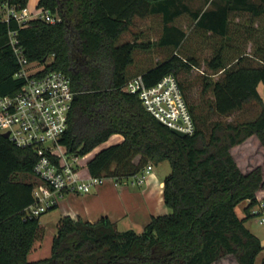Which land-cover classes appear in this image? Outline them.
<instances>
[{
    "label": "trees",
    "instance_id": "16d2710c",
    "mask_svg": "<svg viewBox=\"0 0 264 264\" xmlns=\"http://www.w3.org/2000/svg\"><path fill=\"white\" fill-rule=\"evenodd\" d=\"M27 2L0 0V6L20 9ZM173 4L175 0H38L37 8L49 9L54 22L0 16V94L15 92L22 82L15 76L19 65L9 42L8 31L14 29L29 61L70 76L76 97L60 137L69 151L83 155L111 134L123 135L88 158L90 174L120 181L148 163L167 159L170 164L162 191L170 210L151 216L141 231L119 229L105 215L95 221L62 215L50 255L30 260L28 253L42 237L41 214L30 216L24 210L33 200L36 153L0 131V264H264V256L256 262L264 244L245 225L250 207L264 202V102L257 89L264 83V61L243 64L240 56L226 69L220 52L208 61L224 70L210 83L209 110L226 114L255 100L260 110L248 120L207 121L187 99L179 79L195 122L194 132L183 136L148 112L137 93L122 89L133 51L143 44L118 42L121 33L135 16L161 12L166 21ZM197 22H204V15ZM186 33L165 32L158 41L179 48ZM195 63L191 56L172 52L141 74L152 84ZM243 200L245 213L239 216L235 206Z\"/></svg>",
    "mask_w": 264,
    "mask_h": 264
},
{
    "label": "built area",
    "instance_id": "2783aa9c",
    "mask_svg": "<svg viewBox=\"0 0 264 264\" xmlns=\"http://www.w3.org/2000/svg\"><path fill=\"white\" fill-rule=\"evenodd\" d=\"M6 11L4 18L12 15L18 22L33 17L48 22L56 20L47 8L31 11L27 6L20 9L11 6ZM8 34L19 65L15 76L22 82L15 92L0 94V131L7 132V137L17 146L29 147L36 153L32 167L36 179L31 191L33 200L24 210L30 216H38L57 206L66 192L88 191L102 184L106 176L90 174L83 161L85 154L71 152L60 142L75 94L70 76L59 69L46 71L40 62L31 70L28 65L33 61L24 55L16 30L11 29ZM122 89L137 93L144 108L168 127L185 134L194 132L195 122L176 74L167 73L147 84L142 74L137 73L124 82ZM151 169L152 164H146L142 171L129 177L131 182H143ZM250 212L258 215V221L264 224L263 200L253 204Z\"/></svg>",
    "mask_w": 264,
    "mask_h": 264
},
{
    "label": "crops",
    "instance_id": "0c3cea01",
    "mask_svg": "<svg viewBox=\"0 0 264 264\" xmlns=\"http://www.w3.org/2000/svg\"><path fill=\"white\" fill-rule=\"evenodd\" d=\"M34 1L33 9L28 6L29 0L27 2L31 11L37 8L38 0ZM6 12L5 5L0 6L3 17ZM154 14L160 18L161 35L165 32L178 33L193 29L200 33L214 34L218 42L217 48H241L244 40H248V44L253 43L250 34L264 32V0H175L166 14V21L161 12L142 17ZM201 15H204V22L199 24L197 20ZM222 42L226 44L222 45ZM122 139L121 133H113L96 147L99 149L100 145L106 146ZM169 171L170 164L164 159L156 165L152 164V169L141 183H129L128 179L117 181L106 176L102 184L92 186L88 191L66 192L54 208L59 210L60 215L80 217L88 221H95L105 215L119 229L133 228L141 231L151 216L168 212L162 191L163 179Z\"/></svg>",
    "mask_w": 264,
    "mask_h": 264
},
{
    "label": "rangeland",
    "instance_id": "374dc122",
    "mask_svg": "<svg viewBox=\"0 0 264 264\" xmlns=\"http://www.w3.org/2000/svg\"><path fill=\"white\" fill-rule=\"evenodd\" d=\"M34 3V0H29L28 6L30 9L34 8ZM0 16L3 17L2 13H0ZM159 25L160 18L158 15L154 14L147 18L136 16L129 28L121 33L118 42L130 39L143 44V46H138L133 51L134 60L127 66L126 70L128 78L155 65L172 52H176L185 58L191 56L196 61L195 65L187 71H179L178 76L183 82L187 99L194 105L196 111L207 115V121L218 118L224 121L237 122L252 119L258 114L261 104L255 100L249 101L226 114H217L209 110V104L212 100L210 83L221 77L224 70L210 67L208 61L214 54L220 52L226 69L240 56H242L240 63L261 64L264 61V32L255 33V35L250 34V39L253 40V43L248 44V40H244L245 42H243V47L241 48L222 47L219 49L216 47L218 42L213 35L187 29L181 46L174 48L172 45H164L158 41L161 35ZM38 65V62L33 61L28 67L34 70ZM257 89L264 102V83L259 82ZM102 146L104 145L99 147ZM96 150H98L97 147L86 153L83 161H87ZM23 177L27 178L26 176ZM131 180L132 178H129L128 182L130 183ZM246 204L247 200H243L235 206L239 216H244ZM169 210L168 207L167 211ZM59 215V210L56 208H51L40 215L39 222L42 237L35 241V247L28 254V259L35 260L50 255L52 237L56 233V222L62 216ZM245 225L264 244V224L258 221V215H252L246 219ZM263 256L264 248L257 254L256 262H259Z\"/></svg>",
    "mask_w": 264,
    "mask_h": 264
},
{
    "label": "water",
    "instance_id": "95a60500",
    "mask_svg": "<svg viewBox=\"0 0 264 264\" xmlns=\"http://www.w3.org/2000/svg\"><path fill=\"white\" fill-rule=\"evenodd\" d=\"M76 97V94H74V96H73V98H75ZM171 129V131H173L174 133H176V134H178V135H185V132H183V131H180V130H178V129H175V128H170ZM5 137H7V135H8V133L7 132H3L2 133Z\"/></svg>",
    "mask_w": 264,
    "mask_h": 264
}]
</instances>
